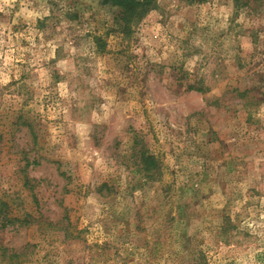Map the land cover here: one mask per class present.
Wrapping results in <instances>:
<instances>
[{
    "label": "rangeland",
    "instance_id": "obj_1",
    "mask_svg": "<svg viewBox=\"0 0 264 264\" xmlns=\"http://www.w3.org/2000/svg\"><path fill=\"white\" fill-rule=\"evenodd\" d=\"M135 19L0 0V264H264V0Z\"/></svg>",
    "mask_w": 264,
    "mask_h": 264
},
{
    "label": "trees",
    "instance_id": "obj_2",
    "mask_svg": "<svg viewBox=\"0 0 264 264\" xmlns=\"http://www.w3.org/2000/svg\"><path fill=\"white\" fill-rule=\"evenodd\" d=\"M102 5H111L121 8L124 13V19L129 22L130 19L136 18L135 20L141 18L151 7L154 6L155 0H99ZM144 163L146 164L145 170L152 171L156 168V162L152 156H147L142 154ZM6 204L0 203V221L2 225H15L18 222L27 223V218L20 219L17 215L11 214L6 211ZM65 228L67 226L65 225ZM65 236L68 237L70 234L68 230H65Z\"/></svg>",
    "mask_w": 264,
    "mask_h": 264
}]
</instances>
